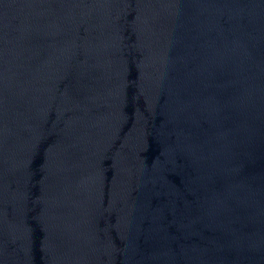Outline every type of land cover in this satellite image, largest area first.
Segmentation results:
<instances>
[{"label": "water", "instance_id": "1", "mask_svg": "<svg viewBox=\"0 0 264 264\" xmlns=\"http://www.w3.org/2000/svg\"><path fill=\"white\" fill-rule=\"evenodd\" d=\"M0 264H264V0H0Z\"/></svg>", "mask_w": 264, "mask_h": 264}]
</instances>
